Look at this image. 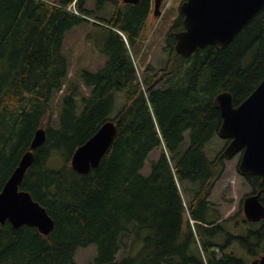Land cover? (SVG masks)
Masks as SVG:
<instances>
[{
	"label": "trees",
	"instance_id": "trees-1",
	"mask_svg": "<svg viewBox=\"0 0 264 264\" xmlns=\"http://www.w3.org/2000/svg\"><path fill=\"white\" fill-rule=\"evenodd\" d=\"M72 1L0 0V189L43 125L20 188L54 220L48 235L4 223L0 264H77V249L90 245V264H242L230 251L237 236L229 221L216 222L208 199L224 160L205 146L222 120L214 96L227 90L236 105L264 77V6L225 47L189 57L174 49L179 15L165 35L167 58L154 67L143 63L152 0H75L79 14L67 9ZM82 22L106 59L71 78L63 41ZM107 119L117 128L110 148L97 168L78 173L71 154ZM244 177L257 191L260 176ZM263 225L243 228V246ZM128 235L130 252L117 258Z\"/></svg>",
	"mask_w": 264,
	"mask_h": 264
},
{
	"label": "water",
	"instance_id": "water-1",
	"mask_svg": "<svg viewBox=\"0 0 264 264\" xmlns=\"http://www.w3.org/2000/svg\"><path fill=\"white\" fill-rule=\"evenodd\" d=\"M137 3L138 0H122ZM161 0H154V14H159ZM264 6V0H184L180 4L183 29L175 33L174 48L189 57L198 48L215 45L225 47L238 31ZM219 109L221 123L218 136L228 139L223 155L240 153V174H258L260 189L248 194L243 201V215L249 221L264 219V205L259 197L264 193V77L254 90L238 105L232 94L223 90L213 98ZM116 124L107 119L70 157V165L78 173L86 174L97 168L116 135ZM46 139L44 126L36 129L28 149L0 189V226L9 222L14 228L27 225L44 234L54 229V220L45 207L34 200L31 193L20 188L27 169L34 160V150ZM251 264H264V253Z\"/></svg>",
	"mask_w": 264,
	"mask_h": 264
},
{
	"label": "rangeland",
	"instance_id": "rangeland-1",
	"mask_svg": "<svg viewBox=\"0 0 264 264\" xmlns=\"http://www.w3.org/2000/svg\"><path fill=\"white\" fill-rule=\"evenodd\" d=\"M183 0H163L160 5L161 12L164 14L153 15L152 11L148 16V26L145 31V43L146 49L143 53V63L151 64L154 67H161L166 58L167 53L163 49L164 37L168 30V25L174 20L179 14V5ZM88 4H94V0H88ZM113 6L110 3L105 4V8L111 9ZM153 9V4L151 10ZM89 24L82 22L75 25L65 33L63 41V49L69 56L70 63V75L72 76L80 69L87 68L95 70L100 67L106 57L100 54L95 44L91 43V40L85 39ZM135 49L132 50L134 54ZM138 78L141 79V70L144 69L142 62H139L137 56H134ZM225 144V140L215 136L205 146L206 154L212 158L217 155ZM159 150L155 149L151 153V157H156ZM240 159V153L233 157L224 159V169L217 181L215 182L210 192L211 207L217 211L219 220L217 222L225 223L229 221L230 230L233 232H241L237 228V220H240V208L242 205L243 198L252 192V187L245 179L244 176L238 172V164ZM148 171V165L145 166L144 172ZM264 197V195H263ZM238 216L236 217V214ZM234 223H231L232 220ZM132 242V236L128 235L122 241L121 248L117 253V258L126 255L130 252L129 245ZM231 249L235 250L234 245H231ZM95 255V246L90 245L88 247L78 248L75 254L77 264H90L93 262ZM237 256L243 258L244 261L247 257L244 256V252L239 249Z\"/></svg>",
	"mask_w": 264,
	"mask_h": 264
},
{
	"label": "flooded vegetation",
	"instance_id": "flooded-vegetation-1",
	"mask_svg": "<svg viewBox=\"0 0 264 264\" xmlns=\"http://www.w3.org/2000/svg\"><path fill=\"white\" fill-rule=\"evenodd\" d=\"M239 211H241L240 213L243 217L240 220H238L237 218L235 219V220H237V224H238L237 228H239V230H241V226H240L241 222L245 223L246 228H248L247 226H249V224H250L253 227L252 232H255L259 226L264 224V219H261L259 221H249L248 219H246L243 216V208H240ZM237 216H238V213L236 214V217ZM235 220L233 219L231 221V223H234ZM233 234H235L237 236L236 240H234L231 244V245H234L235 250L230 249V251H231V253H233V255L235 257L237 256L239 249H241L244 252V256L247 257V260L244 261L243 258H240V260H241L240 262L242 264H251L254 259H256L259 255H262L264 253V235H260L262 237L256 238L257 236H254V234H256V233H253L252 234L253 237H252L251 242H250L251 245H249V247H247V246H243V244L240 242V238L242 237L243 232H236ZM239 236H240V238H239ZM254 237H255V239H253Z\"/></svg>",
	"mask_w": 264,
	"mask_h": 264
},
{
	"label": "bare ground",
	"instance_id": "bare-ground-1",
	"mask_svg": "<svg viewBox=\"0 0 264 264\" xmlns=\"http://www.w3.org/2000/svg\"><path fill=\"white\" fill-rule=\"evenodd\" d=\"M30 142H31V140H30Z\"/></svg>",
	"mask_w": 264,
	"mask_h": 264
}]
</instances>
